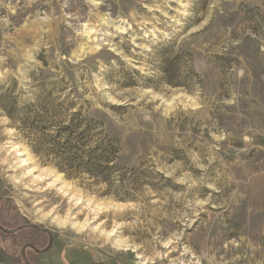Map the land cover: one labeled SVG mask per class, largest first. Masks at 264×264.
I'll use <instances>...</instances> for the list:
<instances>
[{"label": "rangeland", "instance_id": "rangeland-1", "mask_svg": "<svg viewBox=\"0 0 264 264\" xmlns=\"http://www.w3.org/2000/svg\"><path fill=\"white\" fill-rule=\"evenodd\" d=\"M63 102L125 171L68 178L0 108V225L53 235L31 264H264V0H0V107Z\"/></svg>", "mask_w": 264, "mask_h": 264}, {"label": "trees", "instance_id": "trees-1", "mask_svg": "<svg viewBox=\"0 0 264 264\" xmlns=\"http://www.w3.org/2000/svg\"><path fill=\"white\" fill-rule=\"evenodd\" d=\"M27 105L2 112L21 133L32 154L50 161L68 178L85 175L108 187L124 168L117 164L118 141L106 134L103 124L89 117L83 106L70 112L76 104ZM126 200L125 198L123 201Z\"/></svg>", "mask_w": 264, "mask_h": 264}, {"label": "water", "instance_id": "water-1", "mask_svg": "<svg viewBox=\"0 0 264 264\" xmlns=\"http://www.w3.org/2000/svg\"><path fill=\"white\" fill-rule=\"evenodd\" d=\"M23 229H30L32 231H37V232H40V233H44V234H47L48 236V243H47V247L43 250H39V249H36L34 246L32 245H29V244H26V245H23L22 247V251H21V257L23 259V261L26 263V264H31L30 261H28L26 259V256H25V250L27 248L31 249L34 253H39V254H43V253H48L51 248H52V243H53V235H52V232L47 230V229H44V228H41L40 226L38 225H31V224H25V225H21L20 227L18 228H15V229H4L1 225H0V233H3L4 235H14L16 233H19L21 232V230Z\"/></svg>", "mask_w": 264, "mask_h": 264}, {"label": "flooded vegetation", "instance_id": "flooded-vegetation-1", "mask_svg": "<svg viewBox=\"0 0 264 264\" xmlns=\"http://www.w3.org/2000/svg\"><path fill=\"white\" fill-rule=\"evenodd\" d=\"M40 233V232H39ZM40 234H43V235H46L47 236V234H44V233H40ZM47 239H48V236H47ZM48 243V242H47ZM26 244H29V245H32V246H34L36 249H39V248H37V246L35 245V243H33V242H26L24 245H26ZM47 247V246H46ZM45 247V248H46ZM44 248V249H45ZM27 250H31V249H29V248H27L25 251H27ZM39 250H43V249H39ZM32 251V250H31ZM33 252V251H32ZM34 253V252H33ZM36 254V253H35ZM37 254H39V253H37ZM36 254V255H37ZM45 254V253H44Z\"/></svg>", "mask_w": 264, "mask_h": 264}, {"label": "bare ground", "instance_id": "bare-ground-1", "mask_svg": "<svg viewBox=\"0 0 264 264\" xmlns=\"http://www.w3.org/2000/svg\"><path fill=\"white\" fill-rule=\"evenodd\" d=\"M60 225H63L62 223H59ZM115 244V246L118 248H125V245L122 243V242H119V241H115L113 242Z\"/></svg>", "mask_w": 264, "mask_h": 264}]
</instances>
